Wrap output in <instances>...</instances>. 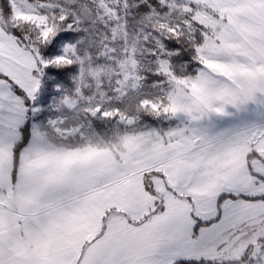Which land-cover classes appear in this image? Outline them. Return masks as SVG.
I'll return each mask as SVG.
<instances>
[{
  "label": "snow or ice",
  "instance_id": "snow-or-ice-1",
  "mask_svg": "<svg viewBox=\"0 0 264 264\" xmlns=\"http://www.w3.org/2000/svg\"><path fill=\"white\" fill-rule=\"evenodd\" d=\"M0 264H264V0H0Z\"/></svg>",
  "mask_w": 264,
  "mask_h": 264
}]
</instances>
